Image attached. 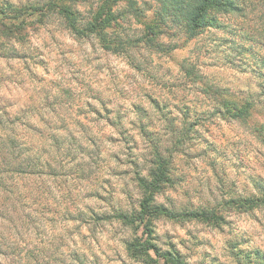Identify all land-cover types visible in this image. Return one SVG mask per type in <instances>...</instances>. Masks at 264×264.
<instances>
[{
	"label": "clouds",
	"instance_id": "clouds-1",
	"mask_svg": "<svg viewBox=\"0 0 264 264\" xmlns=\"http://www.w3.org/2000/svg\"><path fill=\"white\" fill-rule=\"evenodd\" d=\"M8 3L0 264H264V0Z\"/></svg>",
	"mask_w": 264,
	"mask_h": 264
},
{
	"label": "trees",
	"instance_id": "trees-1",
	"mask_svg": "<svg viewBox=\"0 0 264 264\" xmlns=\"http://www.w3.org/2000/svg\"><path fill=\"white\" fill-rule=\"evenodd\" d=\"M172 3H175L176 0H171ZM11 13V18H16V13H15V10L13 9V6L11 4L8 3V1H4L2 4H0V15H3L5 18H9V14ZM171 14L167 11V9H165V12H164V16L162 17V23L165 24V26H169V21H168V17L170 16ZM175 18L173 17V20ZM175 26H179V22L177 21L175 23ZM207 223V221H206ZM238 245L237 244H232L230 243L229 245V252H230V255L234 258V263L235 264H240V261H239V258L241 255H244V253H242L244 250L240 249L241 253H237L234 251L235 248H237ZM157 254L158 255H161L160 253V250L157 249ZM173 252H176L175 249H173ZM256 256H257V259H261V260H264V257H260V254H259V250H255V253H254ZM169 257L172 256V253H168L167 254ZM181 257H182V253H177L176 254V259L174 260H170L168 262H166V264H182V261H181ZM161 258H163V256H161ZM250 264V262H249Z\"/></svg>",
	"mask_w": 264,
	"mask_h": 264
},
{
	"label": "rangeland",
	"instance_id": "rangeland-1",
	"mask_svg": "<svg viewBox=\"0 0 264 264\" xmlns=\"http://www.w3.org/2000/svg\"><path fill=\"white\" fill-rule=\"evenodd\" d=\"M4 1H8V0H4ZM252 56H253V62L254 63H259L260 57L258 56V54L257 53H253ZM225 71H226V74H229V75L231 74L230 72H228V70H225ZM229 245H230V243L227 245L228 249H229ZM206 261H208L209 264H235L234 263V258L230 255V252L224 258H221L220 256L213 257L211 255L206 254L205 255V261L202 262V264H206Z\"/></svg>",
	"mask_w": 264,
	"mask_h": 264
}]
</instances>
